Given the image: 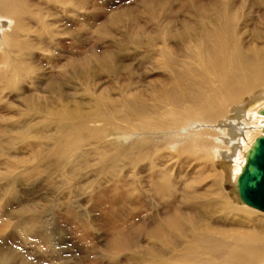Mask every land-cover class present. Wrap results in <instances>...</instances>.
<instances>
[{
	"label": "rangeland",
	"instance_id": "obj_1",
	"mask_svg": "<svg viewBox=\"0 0 264 264\" xmlns=\"http://www.w3.org/2000/svg\"><path fill=\"white\" fill-rule=\"evenodd\" d=\"M13 1L25 2L19 16L0 12L11 19L9 29L0 30V251L32 263L109 264L108 244L116 235L115 230L134 232L151 226L169 211L163 198L152 191L159 174H169L170 179L164 177V181L172 189L180 186L178 179L182 178L188 182L191 193L207 189L213 180L214 189L222 182L221 171L225 168L220 161L209 166L203 164L205 159L201 157L202 164L196 170L200 158L194 156H202L201 150L188 153L191 157L186 171L187 154L179 157L178 140L168 144L167 130L141 138L139 134L127 135L135 132L129 129L121 138L123 134L115 129V147L121 154L114 156V146L105 142L101 122L102 110L115 117L123 109L120 101L132 100L138 93L148 94L151 81L166 77L167 73L158 67L159 62L153 61L158 56L144 48L145 43L141 46L137 34L144 38L145 32L156 38L154 18L161 11L160 6L173 5L169 9L174 12L187 1ZM233 3L235 6L243 3L242 28L264 30V24L260 23L264 0L263 5L258 0H233ZM146 4L158 11L150 8L153 12L150 16ZM184 16V13L179 16L182 22ZM254 40L250 38L251 42ZM176 57L184 59L183 55ZM261 92L264 91H258L255 97ZM234 116L228 108L224 117L213 121V127ZM186 123L172 130L202 131L194 120ZM65 124L72 128L66 130L70 137L76 130L83 141L79 147L73 143L77 149L61 157L53 151ZM188 135L183 141L202 140ZM119 145L133 149L130 158L139 157V152L148 153L149 157L134 164ZM224 151L227 152V147ZM200 172L203 175L198 178ZM13 176L18 179L14 185L8 181ZM225 185L233 201L245 205L238 202L237 193L233 192L235 186L228 182ZM219 199L224 201L222 197ZM23 207L29 211L22 213ZM225 211L223 202L216 216L222 217ZM257 218L264 222V218ZM22 219L39 221L31 230H56V239L37 238L35 234L32 237V232L21 226ZM202 219L207 220L206 214L203 213ZM51 253L63 258L51 261Z\"/></svg>",
	"mask_w": 264,
	"mask_h": 264
},
{
	"label": "bare ground",
	"instance_id": "obj_2",
	"mask_svg": "<svg viewBox=\"0 0 264 264\" xmlns=\"http://www.w3.org/2000/svg\"><path fill=\"white\" fill-rule=\"evenodd\" d=\"M186 1L174 12L170 10L173 5L170 9L160 6L161 9L158 10L162 12L155 13L154 18L156 38L144 31V38L137 34V38L142 41L141 46L145 43L144 48L151 49L158 56L153 61L159 62L158 67L167 73L164 74L166 77L151 81L148 94L138 93L132 100H124V103L120 101V107L125 109L126 114L123 115L122 109L115 117H111L106 110H102L101 122H104L103 132L107 138L105 142L114 146L111 145L116 152L114 156L121 154L115 147V129L117 133L123 134L121 138L129 129L135 132L127 135L139 134L141 138L152 137L154 133L160 134V131L167 130L170 132H166L168 136L165 137L168 144L178 140L181 144L179 157L187 154L184 158L186 171L190 164L187 160L191 157L188 153L201 150L202 156H194L200 158L196 170L202 164L201 157L205 159L203 164L207 163L209 166L220 161V165L223 164L225 168L224 172L220 170L223 174L222 182L218 183L220 188L217 186L214 189L213 180L207 189L191 193L188 182H184L182 178L178 179L180 186L172 189L164 181V177L170 179L169 174H159L152 191L163 198L169 211L151 226L140 227L134 232L127 229L115 230L116 235L111 236V243L108 244L111 256L109 264H264V222L257 218H264L261 215L264 213L241 201L237 192L238 178L245 168L248 152L257 138L264 135V92L255 97L258 91H264V30L241 27L243 3L235 6L233 0H213L209 4H205L204 0ZM258 1L263 5V0ZM24 5V1L18 3L0 0V12L19 16ZM150 8L155 11L146 4L151 16L153 12ZM165 9L170 11H163ZM165 13L173 18H163ZM182 13L185 14L183 22L179 17ZM260 23L264 24V13ZM10 25L11 19L0 15V30H8ZM252 37L255 42L250 41ZM176 54L178 57L183 55L184 59L178 60ZM228 108L235 116L232 119L225 118L220 126L213 127V121L224 117ZM113 109L118 111L116 108L111 110ZM189 120L199 123L202 131L196 133L189 128L182 132L172 130ZM61 127L64 130L53 152L60 153L63 157L77 149L73 143L79 147L83 139L76 130L70 133V137L66 130L72 128L67 127V124ZM212 131L214 133H210ZM188 134L192 135L191 138L196 136L202 140L194 143L183 141ZM205 135L209 137L204 139ZM140 140L138 143H141ZM226 147L227 152L224 151ZM119 148L125 151L128 158L134 152L131 148L124 149L122 145ZM139 153V157L130 158L134 164L149 157L148 153ZM34 158L37 159V156ZM179 168L183 172V167ZM198 174V178L203 175L202 172ZM190 177L193 178L191 175ZM16 179L13 176L8 181L14 185ZM159 180L162 182H158ZM227 182L235 186L233 192L237 193L238 202L245 205L233 201L231 194L224 188ZM206 202L209 210L205 207ZM223 202L225 215L216 216ZM27 211L26 207L21 208L22 213ZM203 213L207 220L202 219ZM253 214L255 217H252ZM38 222L23 220L21 226L29 233L32 232V237L35 234L37 238L56 239V230H31V226L35 227ZM50 257L51 261L63 258L54 256L53 253ZM0 264L45 263L19 261L12 254L0 251ZM63 264L66 262L63 261Z\"/></svg>",
	"mask_w": 264,
	"mask_h": 264
},
{
	"label": "water",
	"instance_id": "obj_3",
	"mask_svg": "<svg viewBox=\"0 0 264 264\" xmlns=\"http://www.w3.org/2000/svg\"><path fill=\"white\" fill-rule=\"evenodd\" d=\"M237 192L241 201L264 211V135L257 138L248 152Z\"/></svg>",
	"mask_w": 264,
	"mask_h": 264
}]
</instances>
